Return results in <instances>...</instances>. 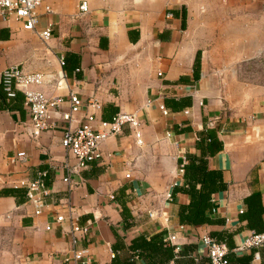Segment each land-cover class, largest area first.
<instances>
[{
	"label": "crops",
	"instance_id": "crops-1",
	"mask_svg": "<svg viewBox=\"0 0 264 264\" xmlns=\"http://www.w3.org/2000/svg\"><path fill=\"white\" fill-rule=\"evenodd\" d=\"M37 13L36 31L52 24L47 41L0 17V72L18 65L45 75L37 88L45 95L65 100L76 94L82 107L73 128L85 125L87 114L108 121L116 113H136L140 144L124 128L101 143L99 163L63 183V165L74 163L60 146L64 123L54 115L57 127L32 138L21 94L5 101L0 90V264H146L131 258L129 242L160 232L162 241L174 236L166 243L178 250L195 245L192 261L176 264H202L201 236L229 237L236 247L249 235L240 217L250 194L259 195L264 226V0H41ZM89 102L99 109L87 108ZM66 109L63 103L60 110ZM204 129L221 143L206 159L220 175L222 188L210 195L208 213L219 223L180 225L177 209L189 197L176 189L183 178L171 183L178 159L200 156L195 144ZM18 152L25 157L11 162ZM36 172H45L48 195L34 204L25 201L20 182ZM68 209L88 228L75 247ZM57 215L65 218L60 225ZM233 253L263 264L264 244Z\"/></svg>",
	"mask_w": 264,
	"mask_h": 264
},
{
	"label": "built area",
	"instance_id": "built-area-1",
	"mask_svg": "<svg viewBox=\"0 0 264 264\" xmlns=\"http://www.w3.org/2000/svg\"><path fill=\"white\" fill-rule=\"evenodd\" d=\"M41 0H0V17L6 21L11 20L18 23L24 31L36 32L41 41H47L51 36L52 24L47 23L45 27L36 31L38 25V7ZM78 9L81 13L86 12V2L81 1ZM58 63L63 65V59L59 58ZM160 76V73H157ZM45 75L41 72H25L18 65L8 66L0 72V88L5 98H14L16 94H21L22 109L26 116V122L29 129V134L32 138H37L41 133H50L57 127V122L64 123L62 128V136L60 140L61 148L73 158V165L64 164L63 168L65 176L61 179L66 183L70 173L84 170L89 164L99 163L102 160L100 145L108 138L122 134L124 128L131 130L136 143L140 144L139 133L137 132L138 119L136 113H116L110 120L103 121L95 119L94 114L83 116L86 124L82 126L72 127V123L76 121L75 115L82 107V103L78 96L72 92L67 93L65 100L60 97H49L37 88L44 82ZM59 84V82L57 83ZM65 103L66 111H61V105ZM87 108L98 110L99 106L95 102H89ZM161 115L166 116L169 112L162 103L157 105ZM183 114H188L186 110ZM54 115H58L59 119L56 122ZM211 127V122L209 125ZM170 134L166 133L168 137ZM25 157L24 152H18L14 157L9 158L11 162L20 161ZM180 163L176 166L175 176L171 186H176L182 182L184 157L180 158ZM45 172H36L35 178L29 182H20L21 188L24 190V198L27 202L37 204L40 196L48 195L44 185ZM129 175L124 174V178L128 179ZM166 199L170 200V194L165 195ZM39 214L38 210L33 211V215ZM65 218L62 215H57L54 218L56 224H61ZM69 234L71 237V245L73 247L78 243L80 236L86 235L88 228L80 226L70 215L68 209ZM46 231L50 230L49 226H45ZM175 240L174 236H169L164 239V242L172 243ZM199 244L205 251V258L208 264H227L224 258L226 248L224 244L216 242L208 235H203L199 238ZM264 244V230L260 233L250 232L240 244L232 249L233 252H245L249 250H257ZM174 251L178 250V245ZM113 257V254H110ZM252 258L257 259V252H254Z\"/></svg>",
	"mask_w": 264,
	"mask_h": 264
},
{
	"label": "trees",
	"instance_id": "trees-1",
	"mask_svg": "<svg viewBox=\"0 0 264 264\" xmlns=\"http://www.w3.org/2000/svg\"><path fill=\"white\" fill-rule=\"evenodd\" d=\"M197 59L198 54H196L195 57L194 68L197 66ZM17 97L18 96L16 94L14 98L7 99L4 96V99L5 101H13L16 100ZM172 107L178 109L181 106L178 105L176 107ZM195 146L200 152L199 157L196 158L190 154L184 155L185 163L182 167V178L184 184L181 188L176 189H179L183 193L187 194L189 200L187 205L178 207L176 214L177 220L180 225L189 226L210 225L213 222L214 224L219 223V221L211 220L208 217V213H210L211 211L210 195L216 192L218 189L222 188L219 185L220 175L217 171L208 169L206 159L220 151L221 143L215 138L214 135H212L208 131V129H204L202 130L200 137L197 136ZM180 162V159H178L177 164H179ZM244 205L246 207V210L241 215L240 219L242 221H245L247 228L251 232H262L264 230V226L261 222L260 215L263 212V209L260 205L259 195L250 194L244 199ZM123 212L124 208L122 207L121 214H123ZM207 235L210 238L214 239L216 242L224 244L226 248V254L224 258L227 264L249 263L250 256L236 257V255H234V253L232 252V249L234 247L229 244V237L226 239H221L217 238L213 233H209ZM161 236L162 232L152 235L148 239L143 236H137L131 239L128 245V250L130 252L131 258L135 257L137 259H143L146 264H151V262L156 260V258L158 260V264H167L170 260H172L174 264H176L178 259H180V261L182 262L192 261V256L190 255V253L195 245L184 246L183 249L174 251L175 246L173 244L170 245L162 241ZM251 251H254V249H252ZM253 253L254 252L251 253V257ZM199 263L200 262H198V264ZM201 263L208 264V260L204 257Z\"/></svg>",
	"mask_w": 264,
	"mask_h": 264
}]
</instances>
